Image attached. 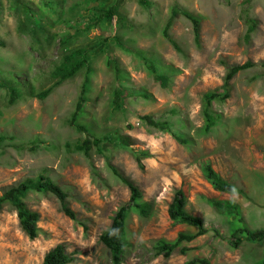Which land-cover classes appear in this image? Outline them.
I'll use <instances>...</instances> for the list:
<instances>
[{"label":"rangeland","instance_id":"rangeland-1","mask_svg":"<svg viewBox=\"0 0 264 264\" xmlns=\"http://www.w3.org/2000/svg\"><path fill=\"white\" fill-rule=\"evenodd\" d=\"M146 1L0 0V196L44 175L68 194L78 220L63 215L51 194L28 193L25 202L39 215L40 234L29 240L16 213L5 207L0 264H42L59 244L74 255L71 264H112L99 237L130 193L111 167L153 205L149 219L128 217L121 264H264V241L245 240L264 229V0ZM184 12L200 19L199 47ZM171 15L169 37L178 50L162 35ZM245 18L256 23L249 40ZM82 58L85 65L60 80L61 66ZM246 62L255 66L231 80L226 101L212 103L217 119L205 134L202 95L221 90L228 70ZM147 64L166 76L165 87ZM44 91L49 94L42 98ZM82 91L76 123L85 132L70 125ZM143 116L166 129L148 126ZM85 139L101 143L87 155L73 151ZM207 163L240 193L215 191L201 171ZM177 190L208 233L182 243L188 253L177 250L165 259L154 256L156 241L198 231L169 220ZM210 201L238 206L240 223L230 208L219 213ZM235 240L241 241L237 248Z\"/></svg>","mask_w":264,"mask_h":264},{"label":"trees","instance_id":"trees-1","mask_svg":"<svg viewBox=\"0 0 264 264\" xmlns=\"http://www.w3.org/2000/svg\"><path fill=\"white\" fill-rule=\"evenodd\" d=\"M139 4L142 6L149 5V2L146 0H138ZM111 12H109L106 16L107 19H111ZM183 17L190 21L193 29L194 43L197 47L200 46V19L197 17H193L188 13H182ZM173 21V16L171 15L163 29L162 35L170 42V44L178 50L177 46L169 37V29L171 28ZM244 23L248 25L247 33L245 35V39L249 40V35L253 33L255 30L256 23L248 18L244 19ZM85 65V60L82 58L78 60L75 64L68 65L67 63L63 64L58 71H63L59 74L60 80H65L67 78L72 77L76 71ZM64 66V68H63ZM255 65L246 62L239 66L231 67L227 74L224 77L221 90L206 92L201 97V112L204 120L203 132L208 134L210 130L215 126L216 117L211 113V105L213 102H224L230 97V82L231 80L241 71H246L248 69L253 68ZM147 70L152 73L155 81L159 82L162 87H165L167 78L166 76L158 71V69L152 65L147 64ZM11 98L9 100L10 104H13L16 98V92L14 89H10ZM49 94L48 91H44L41 94V97H46ZM118 95L116 94V99L114 100V106L118 107L117 104ZM85 103L84 91H82L81 95L78 98L76 103L75 112L72 115L70 120V125L79 132H85L84 127L76 123L77 118L82 113V109ZM141 121H144L148 126H151L160 131H164L166 129V123H161L155 121L151 116H143L140 118ZM4 141L3 137H0V149L1 143ZM101 143L99 139H85L82 143L77 144L73 147V151L77 153H83L87 155L92 147H98ZM126 142L123 141L122 144ZM125 145V144H124ZM128 145V143H126ZM31 151H34L35 148L31 147ZM137 163L140 164V158L136 157ZM112 173H114L128 188L130 196L128 204L121 206L117 212L115 213L110 227L104 231L99 240L102 245L108 250L111 263L112 264H121V258L123 257L124 251L128 247V241L126 238L127 235V220L129 214L133 212L139 218L149 219L153 215V205L152 203L146 202L142 200V194L140 190L130 181L124 179L114 168L111 167ZM202 174L205 180L211 185V187L219 192L224 194H237L240 193V190L235 188L233 185L229 184L227 181L222 179L211 167L210 164H205L202 166ZM30 192L35 193H48L54 196L59 204L60 210L68 217L70 220L74 222H78L76 219L75 213L70 209L68 205V194L62 190L57 184L52 182L50 179L46 178L44 175H39L37 178H28L24 181L20 182L14 187L8 188L2 196H0V212L5 208L9 207L16 213L18 225L22 233L29 239L35 240L38 238L40 234V230L37 226L39 221V215L36 212L28 209L25 199L27 194ZM210 206L214 208L219 213H224V208L228 207L234 212V218L237 222L240 223L239 218V208L234 204H227L225 202L219 203L215 201L209 202ZM186 200L184 194L181 190H177L173 198L171 199L168 208L167 215L169 220L173 224H182L189 227H195L198 231L194 234H186L179 233L177 237L172 242H167L164 240H158L154 244V256H162L165 259L169 258L175 251L179 250L181 254H186L190 251V249L181 247L182 243H190L194 241L197 237L205 235L208 233L203 227L202 220L199 217L191 215L187 213L185 210ZM245 240L248 243H255L264 241V229H260L258 231L249 232L246 235ZM241 244L240 240H235L233 242V247L237 248ZM75 260L74 255L68 253L65 247L62 244L56 245L50 251H48L44 257L42 264H71ZM187 264H209L208 261L204 259H193L190 260Z\"/></svg>","mask_w":264,"mask_h":264},{"label":"clouds","instance_id":"clouds-1","mask_svg":"<svg viewBox=\"0 0 264 264\" xmlns=\"http://www.w3.org/2000/svg\"><path fill=\"white\" fill-rule=\"evenodd\" d=\"M142 200H143V199H142ZM128 202H129V201H128ZM127 204H128V203H127ZM131 213H133V212H131ZM131 213H130V214H131ZM130 214H129V216H130ZM135 215H136V214H135ZM136 216H137V215H136ZM137 217H138V216H137ZM112 219H113V218H112ZM140 219H142V218H140ZM109 227H110V226H109ZM188 227H189V226H188Z\"/></svg>","mask_w":264,"mask_h":264}]
</instances>
